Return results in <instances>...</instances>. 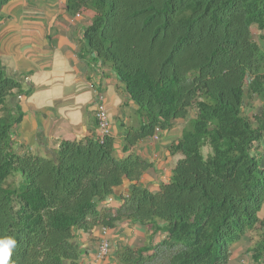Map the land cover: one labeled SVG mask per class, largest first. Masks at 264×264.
Instances as JSON below:
<instances>
[{
  "label": "trees",
  "instance_id": "obj_1",
  "mask_svg": "<svg viewBox=\"0 0 264 264\" xmlns=\"http://www.w3.org/2000/svg\"><path fill=\"white\" fill-rule=\"evenodd\" d=\"M11 1L0 0V11ZM65 7L87 18V50L122 84L139 124L122 133L121 158L99 133L61 141L51 155L16 151L21 110L6 99L33 87L0 61V238L16 241L9 264H80L77 232L121 220L150 231L144 245L119 251L121 264H225L230 246L261 226L263 154L254 145L264 138V107L251 115L244 108L264 100V0H65ZM176 119L187 122L167 151L181 158L151 192L139 185L150 164L131 149ZM123 178L128 195L119 206L99 207ZM251 258L264 264V234Z\"/></svg>",
  "mask_w": 264,
  "mask_h": 264
},
{
  "label": "crops",
  "instance_id": "obj_2",
  "mask_svg": "<svg viewBox=\"0 0 264 264\" xmlns=\"http://www.w3.org/2000/svg\"><path fill=\"white\" fill-rule=\"evenodd\" d=\"M87 24L83 15L66 12L65 0H14L1 9L2 66L17 76L24 74L33 87L27 96L12 94L6 99L8 106L16 105L21 110L12 136L16 151L46 156L61 141L97 136L94 113L101 105L110 120L113 153L118 158L127 155L122 152V133L138 126L136 105L128 99L108 66L94 60L87 50L83 39ZM94 88L103 93L104 99L94 96ZM263 107L254 112H261ZM183 124L182 119H176L168 131L155 133L156 140L151 136L132 147V153L150 164L140 176L139 185L156 192L161 183L169 180L171 169L181 155H169L167 149L180 136ZM254 146L263 154L264 169V138ZM128 185L129 181L123 178L99 207L116 209L121 197L128 195ZM257 218L261 226L247 231L230 246L225 264H254L251 255L264 234V203ZM102 228L93 226L88 231L77 232L82 250L80 264H121L116 258L119 251L144 245L150 234L146 226L128 220L107 228L106 234ZM103 237L109 242V251L99 259L96 252Z\"/></svg>",
  "mask_w": 264,
  "mask_h": 264
},
{
  "label": "clouds",
  "instance_id": "obj_3",
  "mask_svg": "<svg viewBox=\"0 0 264 264\" xmlns=\"http://www.w3.org/2000/svg\"><path fill=\"white\" fill-rule=\"evenodd\" d=\"M93 93H94V96L95 94H99L104 99L103 93L98 92L96 88L93 89ZM103 228H105L107 231L106 227H103ZM15 245H16V241L15 239L11 237L0 238V264H9L11 250L15 247Z\"/></svg>",
  "mask_w": 264,
  "mask_h": 264
},
{
  "label": "bare ground",
  "instance_id": "obj_4",
  "mask_svg": "<svg viewBox=\"0 0 264 264\" xmlns=\"http://www.w3.org/2000/svg\"><path fill=\"white\" fill-rule=\"evenodd\" d=\"M98 100H102V97H97ZM99 107H101L102 110L99 109ZM100 113H102V126H100L99 124V116H100ZM94 119H95V122H96V126L98 128V133L99 135L101 136H108L110 135V120L108 118V115L106 113V111L104 110V108L101 106V105H98L95 113H94ZM153 138L156 140L157 137L154 135Z\"/></svg>",
  "mask_w": 264,
  "mask_h": 264
},
{
  "label": "rangeland",
  "instance_id": "obj_5",
  "mask_svg": "<svg viewBox=\"0 0 264 264\" xmlns=\"http://www.w3.org/2000/svg\"><path fill=\"white\" fill-rule=\"evenodd\" d=\"M256 38V37H255ZM253 100V99H252ZM251 100V101H252ZM262 105H264V103L262 102V99H254L252 103H250L248 106H246L244 108V112L247 113L248 115H251V113L256 109V108H260ZM136 120H139L138 117H135ZM184 124L183 126L186 125L187 120L183 119ZM132 126V125H131ZM182 126V127H183ZM210 152L209 147L205 146L201 149V153L206 156L208 153ZM115 155V153H113ZM257 238V237H256Z\"/></svg>",
  "mask_w": 264,
  "mask_h": 264
},
{
  "label": "built area",
  "instance_id": "obj_6",
  "mask_svg": "<svg viewBox=\"0 0 264 264\" xmlns=\"http://www.w3.org/2000/svg\"><path fill=\"white\" fill-rule=\"evenodd\" d=\"M95 95H97L99 97H102L99 94H95ZM99 109L102 110L101 107H99ZM101 116H102V113H100V116H99V124H100V126H102V118H101ZM102 230H103L102 231L103 234H106V229L105 228H102ZM108 250H109V242L107 241L106 238L103 237L100 240L99 245H98V248H97V252H96L97 258H99V259L104 258L107 255Z\"/></svg>",
  "mask_w": 264,
  "mask_h": 264
}]
</instances>
